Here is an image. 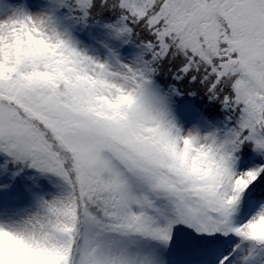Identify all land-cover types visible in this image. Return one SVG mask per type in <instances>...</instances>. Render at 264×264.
I'll use <instances>...</instances> for the list:
<instances>
[{"label":"snow or ice","instance_id":"snow-or-ice-1","mask_svg":"<svg viewBox=\"0 0 264 264\" xmlns=\"http://www.w3.org/2000/svg\"><path fill=\"white\" fill-rule=\"evenodd\" d=\"M0 264H264V0H0Z\"/></svg>","mask_w":264,"mask_h":264}]
</instances>
